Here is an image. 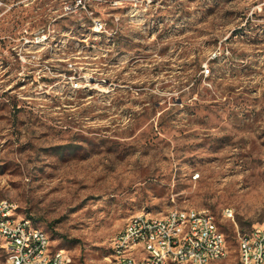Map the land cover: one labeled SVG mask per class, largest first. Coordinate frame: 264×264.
<instances>
[{
  "label": "rangeland",
  "instance_id": "rangeland-1",
  "mask_svg": "<svg viewBox=\"0 0 264 264\" xmlns=\"http://www.w3.org/2000/svg\"><path fill=\"white\" fill-rule=\"evenodd\" d=\"M0 198L71 264L174 208L241 264L264 221V0H0Z\"/></svg>",
  "mask_w": 264,
  "mask_h": 264
},
{
  "label": "built area",
  "instance_id": "built-area-1",
  "mask_svg": "<svg viewBox=\"0 0 264 264\" xmlns=\"http://www.w3.org/2000/svg\"><path fill=\"white\" fill-rule=\"evenodd\" d=\"M81 3V1H80ZM210 74L209 68L203 70ZM199 174L194 175V179ZM232 217L230 209L224 210ZM0 237L9 264H71L66 249H53L46 231L20 217L0 198ZM241 264H264V221L238 236ZM227 240L205 210L174 208L161 217L142 212L130 217L113 237L108 264H216L227 255Z\"/></svg>",
  "mask_w": 264,
  "mask_h": 264
}]
</instances>
